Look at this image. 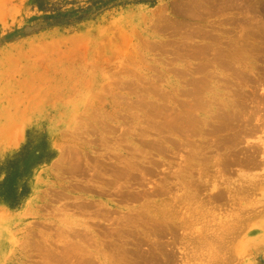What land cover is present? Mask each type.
<instances>
[{"label":"rangeland","instance_id":"rangeland-1","mask_svg":"<svg viewBox=\"0 0 264 264\" xmlns=\"http://www.w3.org/2000/svg\"><path fill=\"white\" fill-rule=\"evenodd\" d=\"M157 247L264 264V0H0V264Z\"/></svg>","mask_w":264,"mask_h":264},{"label":"bare ground","instance_id":"bare-ground-1","mask_svg":"<svg viewBox=\"0 0 264 264\" xmlns=\"http://www.w3.org/2000/svg\"><path fill=\"white\" fill-rule=\"evenodd\" d=\"M208 67H209V66H208ZM198 88H199V87H198ZM234 121H235V120H234ZM234 121H233V122H234ZM231 122H232V121H231ZM222 127H223V126H222ZM220 129H221V128H220ZM254 158H255V157H254ZM231 162H232V160H231ZM159 228H160V227H159ZM159 228H158V229H159ZM157 234H158V231H157ZM158 235H159V234H158ZM171 238H172V237H171ZM175 238H176V237H175ZM172 240H173V239H172ZM169 241H170V240H169ZM174 241H175V240H174ZM173 243H174V242H173ZM199 244H200V243H199ZM157 245H158V244H157ZM198 246H199V245H198ZM200 246H201V245H200ZM163 247H164V246H163ZM164 248H166V247H164ZM169 249H170V247H169ZM171 249H172V248H171ZM159 250H160V249H158V247H157V251H156V252H157V256H156V257H157V262L154 261V258H156L155 255H154V258H153V261H154V262H153V261L151 262L150 257L147 258L148 256H151V255L153 254V252H152L151 255H150L148 252H146V253L148 254V256H147V257L145 256V257L147 258V259L145 258V259H146L145 262H147V260H149V259H150L149 262H151L150 264H170L171 261L173 262V257H174L173 254H174V253L171 254V251H170V250H163V251H161V252H160ZM136 251H138V250H135V254L131 253V255L133 254V255L136 256V253H137ZM172 251H173V250H172ZM123 252H124V251H123ZM197 252H198V251H197ZM150 253H151V252H150ZM129 254H130V253H129ZM138 254H139V257H140L139 259H141L142 256H143V258H144V255H145V254H143V255L141 254L142 256L140 255V253H137V255H138ZM147 254H146V255H147ZM154 254H156V253H154ZM117 255H118V254H117ZM184 255H185V254H184ZM128 256H129V255H128ZM152 256H153V255H152ZM172 256H173V257H172ZM132 257H133V256H132ZM193 257H194V256H193ZM118 258H119V257H118ZM127 258H128V257H127ZM112 259H113V258H112ZM139 259H138V260H139ZM136 260H137V259H136ZM138 260H137V261H132V260H131L132 263H129V264H142V263L144 264V262L141 261V263H140V262H138ZM143 260H144V259H143ZM88 261H89V260H88ZM85 262H86V261H85ZM85 262H83V263H85ZM79 263H80V262H79ZM86 263H87V262H86ZM113 263H114V262H113ZM116 263H117V262H116ZM76 264H77V263H76ZM118 264H119V262H118ZM121 264H122V263H121ZM127 264H128V263H127ZM148 264H149V263H148Z\"/></svg>","mask_w":264,"mask_h":264},{"label":"trees","instance_id":"trees-1","mask_svg":"<svg viewBox=\"0 0 264 264\" xmlns=\"http://www.w3.org/2000/svg\"><path fill=\"white\" fill-rule=\"evenodd\" d=\"M37 7H38L40 10H48L46 7L42 6V4H38V2H37Z\"/></svg>","mask_w":264,"mask_h":264}]
</instances>
